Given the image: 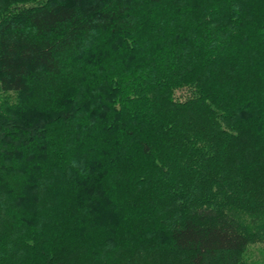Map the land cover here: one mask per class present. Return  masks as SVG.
Masks as SVG:
<instances>
[{"label":"trees","instance_id":"obj_1","mask_svg":"<svg viewBox=\"0 0 264 264\" xmlns=\"http://www.w3.org/2000/svg\"><path fill=\"white\" fill-rule=\"evenodd\" d=\"M0 264H264V0H0Z\"/></svg>","mask_w":264,"mask_h":264},{"label":"rangeland","instance_id":"obj_2","mask_svg":"<svg viewBox=\"0 0 264 264\" xmlns=\"http://www.w3.org/2000/svg\"><path fill=\"white\" fill-rule=\"evenodd\" d=\"M186 94L185 90H179L176 92V95L182 98Z\"/></svg>","mask_w":264,"mask_h":264}]
</instances>
